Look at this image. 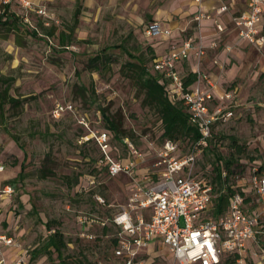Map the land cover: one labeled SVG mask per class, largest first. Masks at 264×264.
<instances>
[{"label": "rangeland", "instance_id": "obj_1", "mask_svg": "<svg viewBox=\"0 0 264 264\" xmlns=\"http://www.w3.org/2000/svg\"><path fill=\"white\" fill-rule=\"evenodd\" d=\"M31 1L29 9L20 0H9L11 10L23 21L18 30L0 28V72L15 78L10 94L22 100L18 107L11 103L5 105L4 111L0 107V160L6 164L0 171V185L15 179L24 167L22 176L13 182V195L0 199V230L13 235L25 247L21 252L28 264H49L46 255L32 260L31 252L49 233L45 223L51 220L59 222L53 228L60 227L70 241L69 253L82 251L97 264H121L111 247L112 237L119 233L112 219L121 206L129 203L136 190L134 180L124 173L109 175L100 162V147L93 138L84 140V136L107 130L100 104L110 114L121 112L124 128L134 133L130 139L143 152L135 177L144 187L162 169L156 165L152 149L161 144L162 124L158 114L142 104L133 82L121 73L122 63L129 58L126 53L111 50L112 70L102 72L90 70L87 60L107 45L124 43L131 51L143 54L152 67V51L155 55L164 53L173 43L180 44L183 38L200 30V24L192 20L194 8L188 11L186 0H80L77 22L74 14L78 0ZM2 3L4 0H0ZM40 6L45 13L36 11ZM155 20L162 21L164 27L176 22L175 36H147L145 25ZM41 23L52 34H47ZM33 29L38 31L37 36L32 34ZM62 32L68 34L66 49L60 45ZM227 38L222 49L231 46L228 54L214 66V58L207 64L202 61V71H210L224 81L225 87H237L244 102H264V48L242 47L232 37ZM84 92L87 97L94 94L91 100L96 101L85 100ZM57 103H71L74 110L57 118L53 111ZM237 113L236 118L214 128L213 143L224 155L234 150L229 135H235L244 145L239 161L242 165L235 166L234 182L241 183L249 195V174L254 165L264 163V109L239 108ZM83 117L88 127L79 122ZM110 154H125L117 138L112 140ZM45 166L52 173L43 176ZM211 167L204 158L195 171L204 175L211 172ZM77 174L87 183L86 188L78 190L70 184ZM91 180L95 184H90ZM97 196L103 197L105 203ZM105 223L108 230L104 232ZM246 255L243 264L252 261L249 252ZM228 256H224L223 264ZM7 259L12 261L8 256ZM172 262L168 245L153 239L138 253L134 264Z\"/></svg>", "mask_w": 264, "mask_h": 264}, {"label": "built area", "instance_id": "obj_2", "mask_svg": "<svg viewBox=\"0 0 264 264\" xmlns=\"http://www.w3.org/2000/svg\"><path fill=\"white\" fill-rule=\"evenodd\" d=\"M201 3L202 0H197ZM9 3V0H4ZM26 8L32 9L31 0H20ZM246 9L234 15L232 22L239 28L242 38L250 41L259 49L264 48V33L259 28L264 16V0H247ZM230 9V0H221L215 9L216 15H221ZM38 13H45L43 6L36 9ZM212 13L204 11L201 6L194 20L200 24L204 18H211ZM219 31L224 26L216 23ZM144 32L147 36L159 33L172 34V29L164 27L155 20L149 22ZM212 47H218L215 40ZM230 50L231 46H227ZM203 36L186 37L180 46H173L165 55L158 56L153 61V68L169 78L168 89L170 94L183 99L190 110V118L201 135L199 140L187 153H180L177 141L165 140L154 148L156 165L161 166L160 179L153 180L149 185L142 186L141 180L135 177L137 166L143 159V152L129 138V158L126 161L117 159L110 154V134L107 130L85 135L84 140L93 138L104 153V162L109 166L111 176L121 173L131 176L136 190L127 205L112 219L119 228L118 242L114 249L116 256L124 258V264H134L138 253L149 246L153 239L160 240L168 245L172 256V264H220L227 254H238L233 264H243L248 251V241L255 239L264 227V168L254 166L249 174V181L260 201L261 208L250 214L246 208V195L234 193L230 198L229 210L217 219H203L213 202L212 185L205 178L195 175L197 161L203 148L208 145L215 123H225L236 118L237 109L241 105L236 88L225 89L218 93L219 83L211 75L203 73L201 63L206 54ZM194 56L197 78L186 89L184 77L178 71L177 63ZM74 110L71 103H57L54 116L59 117L63 112ZM88 127L83 117L79 121ZM6 164L0 160V171ZM90 184H95L91 180ZM90 186V185H89ZM15 191L13 184L0 185V199L12 196ZM101 203L105 200L97 196ZM150 209L147 217L143 210ZM183 222V223H182ZM93 237L92 234H87ZM25 248L14 236L0 230V264H28L21 252ZM8 249H16L12 261L7 259ZM260 264H264V257Z\"/></svg>", "mask_w": 264, "mask_h": 264}, {"label": "trees", "instance_id": "obj_3", "mask_svg": "<svg viewBox=\"0 0 264 264\" xmlns=\"http://www.w3.org/2000/svg\"><path fill=\"white\" fill-rule=\"evenodd\" d=\"M77 2L78 7L74 14L76 22L78 21L81 9V1L78 0ZM22 21V17L11 10L9 3H2L0 5V28H5L8 31L18 30L21 27ZM41 26L45 28L47 34H52V31L47 26L43 25L42 23ZM32 34L37 36L38 31L33 29ZM67 37L68 34L66 32H62L60 34V45L64 49H66L64 46L68 45ZM116 48L129 56L127 61L121 65V73L133 82L139 94L142 96V104L154 110L161 120L162 133L160 135L161 144H159V146L162 145L165 140L170 139L179 143L181 148L180 153H187L199 140L201 133L198 127L192 123L190 118V110L185 104L184 100L170 94L168 89L169 78H166L162 72L155 70L153 65L152 67H149L147 65V59L143 54H137L131 51L130 48L124 43L111 44L103 47L96 54L90 55L87 60V66L90 68V70L97 72H102L103 69L112 70L114 55L111 50ZM156 57H158V55H155L152 51L153 61ZM196 78L197 73L194 70L189 71L183 78L184 87L186 89L190 88V86L195 82ZM14 79V77L5 76L0 72V107L3 111L7 103H11V105L17 107L22 103V100L19 97H15L10 94V88ZM83 96L85 100H91L94 98V94L88 95L87 97L85 92ZM95 101L96 100H91V102ZM99 108L102 111V116L105 120L107 131L110 134V150L112 140L117 138L118 141L124 146L125 154L122 157L114 156L117 159L126 161L129 158V148L128 143L125 142V138L130 139V136L134 137V133L131 130L128 131L124 128L123 115L121 112L110 114L108 112V108L103 107L101 104L99 105ZM218 124L219 123H215L213 125L212 135L209 138L208 145L203 148L201 156L197 161L198 165L202 159H208L212 166L211 172L204 175H198L195 171L196 177L207 179L212 185L213 189L212 206L202 215L203 219H217L219 216L226 214L229 210L230 198L234 193L241 192L242 194L246 195L243 185L241 183L236 184L234 182V176L237 174V169L235 166L242 165L239 163V161L241 154H243L245 150L244 145L239 143L235 135H229L228 137L231 139V145L234 150L229 153V155H224L220 150V147L216 143H213V139L215 137L214 128ZM15 140L18 142L17 137ZM152 149L154 148L152 147ZM100 162L104 163L103 166L110 175L109 166L104 162L103 152ZM97 167L100 168L99 165H97ZM260 168H263V166ZM23 170L24 167L22 166V170H20L18 176L15 179L6 181V183L13 184V182H15L18 177L22 176ZM42 171L43 176H46L49 172L52 173L49 171V168H46V166ZM90 175L94 176L95 174ZM158 179H160V176L156 177L155 180ZM6 183H3V185ZM249 183L250 181L248 177L246 184L249 186ZM70 184L76 185L78 190L80 188H86L87 186V183H85V180L82 179L80 174H77ZM248 198L249 197L247 196L246 199ZM58 223L59 222L53 220L47 221L45 223L49 233L44 237L43 242L32 250L31 259L34 260L40 255H46L47 259L49 260V264H97L95 261L89 259L88 256L82 251L75 254L68 252L70 241L67 239L65 233L60 229V227L53 228V225ZM103 226L104 232L107 231V223H105ZM117 242L118 237L116 234L112 237L111 247L114 252V256L120 258L121 264H124V258L115 255L114 249L117 245ZM238 256V254H230V256L226 258L225 263L233 264ZM223 263L224 262L222 261L220 264Z\"/></svg>", "mask_w": 264, "mask_h": 264}, {"label": "crops", "instance_id": "obj_4", "mask_svg": "<svg viewBox=\"0 0 264 264\" xmlns=\"http://www.w3.org/2000/svg\"><path fill=\"white\" fill-rule=\"evenodd\" d=\"M246 1L247 0H230V9L221 15H216L215 9L221 4V0H202L201 3L197 0H186L188 11L191 10L192 8H194L192 11V14H194V17L196 15L197 11L199 10L200 6L204 11L212 13L211 18H204L200 21V30H198V31L196 30L192 34H189V36H193V37H197L199 34H201L203 36V42H204V45L206 46V49H207L206 54L203 58L204 64H207L209 59L214 58V61L213 62L211 61L212 66H214L215 63L219 62V60H218L219 58L225 57L228 54V52H229V49L227 48L228 45H226V47L225 48L223 47V49H222V43L227 37H228L227 40H229L232 37L231 40L234 41L235 44H238L239 46H242V47L251 46V47L258 48L256 45H254L250 41H247L246 39L242 38L239 34V28L236 27L234 25V23L232 22V18L234 15H238L246 9V7H247ZM187 14H189V13H187ZM194 17H192L193 21H195ZM157 21L161 22L163 25L162 21H160V20H157ZM218 21L223 24V26H224L223 31H219L217 29L216 23ZM168 24H169L168 28L172 29L171 37H174L175 36V32H174L175 27L176 26L178 27V24L176 22H173V21L168 23ZM259 28L262 31V33H264V16L262 18V21L260 22ZM189 36H186V37H189ZM185 38H183L181 40L180 44L173 43L167 51H165L162 54H159L158 56H162V55L167 54L172 49V47L175 45L180 46L182 41ZM215 40L219 43V46L214 48L211 46V44ZM185 64H190L191 67L186 68ZM177 68L183 77L189 71L194 70L195 69L194 56L192 55L188 60L179 61L177 63ZM203 71L209 73L210 75H212V77L215 80L218 81V83H219L218 93L219 94H221L225 89H228V87L224 86V81L219 80L216 76H214L208 70L203 69ZM233 88H236L237 92H238L237 87H233ZM238 96H239V99L241 100V105L239 106L240 109L246 108V109H249L252 111H255L256 107H261L262 109H264V102L254 101V100L249 101V102H244L243 99L240 97L239 93H238ZM259 164L260 165H258V167L263 166V168H264V163H259ZM254 166H257V165H254ZM159 175L160 174L158 173V175L156 177H158ZM156 177L153 180H155ZM247 196L249 198L246 199V208L249 211V213L252 214L261 208V204H260V201L257 197V194H256L254 188L252 187V185L250 183H249V195H248V193H246V197ZM143 212L147 217L150 214L149 209H144ZM156 242L162 243L158 239H156ZM14 250L15 249H13V251H12V249H8L7 256L9 258V260L14 259V257H15ZM258 251H260V252H258ZM248 252H249L250 256H252V261H250L249 264H260L261 259L264 257V227L257 234V237L255 239H250L248 241L247 254H248Z\"/></svg>", "mask_w": 264, "mask_h": 264}]
</instances>
